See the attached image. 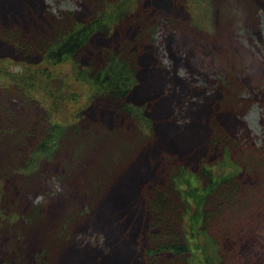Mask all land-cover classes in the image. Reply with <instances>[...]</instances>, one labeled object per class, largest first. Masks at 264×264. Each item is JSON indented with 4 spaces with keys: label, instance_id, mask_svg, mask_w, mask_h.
<instances>
[{
    "label": "trees",
    "instance_id": "1",
    "mask_svg": "<svg viewBox=\"0 0 264 264\" xmlns=\"http://www.w3.org/2000/svg\"><path fill=\"white\" fill-rule=\"evenodd\" d=\"M84 1L91 8L86 14L76 10L52 14L43 0L42 11L30 0L26 3L0 0V39L18 52L39 55L33 63H16L19 65L16 71L11 68L12 60H24L0 57V264H29L24 226L45 219L38 210L22 209L23 201H28L24 186L30 187L32 183L37 188L35 193L48 196L47 201L58 200L68 206L66 219L53 223L49 231V237L55 240L35 252V264H138L124 256L129 248L125 235L134 225L135 213L128 207L134 185L124 184L122 179L133 175L139 180L141 169L132 162L120 172L136 153L130 151L127 155L123 150L124 137L130 134L128 126L152 135V122L144 115L145 105L129 100L138 85L139 54L133 48L153 44L162 19L158 12L140 7L144 0ZM183 1L189 6L193 22L201 18L195 15L196 8L202 12L203 8L215 9L212 0ZM261 5L264 8V0ZM210 25L196 22L202 33L216 30L212 22ZM87 52L89 55L83 62ZM62 66H69L70 72L56 73ZM237 83L238 78L232 76L220 81L225 94L224 109L230 107L226 99L232 96ZM79 85L87 90L84 108L96 105L105 114L112 113L117 125L127 127L119 144L112 143L117 141L118 134H123L117 132L121 127L108 131L98 119L91 121L79 102L80 90L76 89ZM27 98L34 102L42 98L46 109L43 112L39 108L33 112L22 109L19 104ZM220 111L217 108L214 115ZM215 130L211 146H206L209 152L194 169L188 164L174 165V157H167L164 167L169 170L165 171L162 184L143 186L137 203H133L138 223L142 221L143 207L151 214L147 241L140 249L143 264H239L237 246L252 234L241 229L237 237L235 228L227 229L222 222L216 226L212 220L228 206H234L231 204L234 195L257 193L258 187L264 185V165L248 168L242 164L233 168L236 163L230 158L227 140L218 127ZM88 158L92 162L86 167ZM161 159H165V154ZM95 164L102 168L97 176L91 173ZM85 169L89 180L81 176ZM252 172L258 180L246 185L241 175L249 176ZM117 176L121 177L119 183L111 186ZM43 177L52 178L56 187L46 190ZM74 188L80 201L70 206L68 190ZM109 189L112 190L105 206L99 209L97 205ZM95 202L97 205L93 207ZM112 210L117 218L112 225L115 236L110 250L107 247L110 236L105 232ZM78 220H87V225L92 222V228L101 231L106 242L76 245L61 258L58 249L65 237L71 239L67 230Z\"/></svg>",
    "mask_w": 264,
    "mask_h": 264
},
{
    "label": "rangeland",
    "instance_id": "2",
    "mask_svg": "<svg viewBox=\"0 0 264 264\" xmlns=\"http://www.w3.org/2000/svg\"><path fill=\"white\" fill-rule=\"evenodd\" d=\"M22 1L26 3L28 0ZM30 1L34 2L38 11H42L41 0ZM148 1L149 5H147ZM43 2L46 9H50L49 12L52 14H58L63 10L82 11L86 14L91 9L84 0H43ZM229 2L232 3L233 10L226 11L228 15L232 12L231 18L229 17L227 22L232 24H225L219 0H212V4H215L213 11L210 8H203L202 12L199 7L196 8L195 15L197 18L201 17L198 18L200 23L210 26L207 19L211 16L210 21L221 27L219 37H207L202 32L195 34L199 30L198 26L192 24L189 6L183 0H144L140 5L144 9L158 12L162 22L156 29L153 44L136 45L133 48L139 54L138 85L131 91L129 100L146 105V110L152 120V140L143 139L142 141L141 132L135 134L133 127L129 126V132L133 134L134 139L130 135L124 137L123 150L127 152V155L130 151L134 152L137 149L136 144L140 146L129 162L122 166L120 174L132 162L141 169V177L139 182L133 186L128 206L129 211L132 214L135 213V221L125 235L129 242L128 251L124 255L127 261L134 260L138 264H143V253L141 261L140 249L147 241V224L151 219V214L143 207L140 210L142 221L138 223L133 203H137L136 200L139 198L143 186L145 187L147 184L160 185L164 181L166 168L161 159L163 153L167 157H174V165L188 163L191 168H194L197 159L204 153L211 137L215 134L216 126L219 133L227 140L231 156L237 160L235 162L241 165L245 164L248 168L255 166L254 163L264 165V155L260 152L261 144L264 145V8L261 5V0H237L236 4L232 0ZM81 3L84 6H81ZM253 5L256 6V11L249 12L247 6ZM135 31L136 29H133V34ZM129 36L132 37V34L130 33ZM88 55L89 52L82 57L83 62L86 61ZM4 56L24 60L23 62L12 60L11 68L15 71L19 69V65L16 63L23 65L33 63L39 57L38 54L18 52L0 39V57ZM156 61L162 62L163 67H157ZM68 72H70L69 66H62L56 71L60 74ZM226 74L236 75L238 83L234 86L232 96L226 99L230 107L224 109L225 94L218 81H221ZM147 80L157 81L159 86L144 92ZM76 89L80 90L79 102L91 121L98 119L99 122L104 123L103 127L108 131L121 127L117 132L123 134H118L117 141L112 143L119 144L122 136L127 132V127L117 125L112 113L105 114L104 110L98 109L96 105L84 108L87 90L81 85ZM236 93H241V98L235 97ZM164 102L168 107L162 113V103ZM238 103H242L243 107L235 111L233 107ZM19 105L22 109H30L32 112L37 108L42 112L46 109L42 98L35 102L27 98ZM217 108H220L221 111L215 116L214 112ZM170 115H172L171 118ZM60 118L62 119V117ZM165 129L174 134V137L182 138L184 136L188 142L178 144L172 140L170 144H165L163 142L165 133L163 130L165 131ZM190 129L193 130L192 134L187 132ZM241 134L253 137L252 147L248 151L242 141ZM117 148L119 149L118 146ZM127 155L123 162L127 159ZM91 162L92 158L86 159V167ZM101 169L99 164H95L91 173L95 172L97 176ZM42 174L43 172L39 173V175ZM81 176L90 179L86 169L81 171ZM241 177L247 182L246 185H252L256 181L254 172L249 176L242 174ZM120 178L117 176L111 186H117ZM41 181L46 190H52L55 187L52 178L43 177ZM25 183L27 180H24ZM24 189L28 192V201H23L25 205L22 206V209L25 211L38 210L44 214L45 218L24 226L26 255L29 264H33L35 252L43 248L45 243L55 240L49 237V231L53 223H57L61 218L66 219L68 206L58 200L47 201L48 196L35 193L37 188L33 183L30 187L24 186ZM111 190L106 191L98 205L97 202L93 203V207L97 205L99 209L103 210ZM79 198L80 194L77 189L68 190L70 206L78 205ZM244 198L245 194H242L239 202L242 203ZM40 201L43 203L39 204ZM38 205L41 206L38 207ZM140 208H142L141 205ZM261 208L264 209V185L258 187L255 200H250L246 203L244 211H238L235 214L237 217H246L247 215L248 218L253 219L259 225L263 235V238L248 237L238 244L236 256L239 264H264V211ZM116 218L117 215H113L112 210L107 219V232L104 231L110 236L107 243L110 250L114 247L115 230L112 225L116 224ZM92 225V222L87 225V220L84 222L78 220L71 228H68L66 234H71L72 237L70 240L64 238V243L58 249V255L62 258L68 249L79 244L90 246L105 244L106 240H104L102 232L94 231ZM229 245L226 243L227 248ZM229 262L232 263V260L230 259Z\"/></svg>",
    "mask_w": 264,
    "mask_h": 264
},
{
    "label": "bare ground",
    "instance_id": "3",
    "mask_svg": "<svg viewBox=\"0 0 264 264\" xmlns=\"http://www.w3.org/2000/svg\"><path fill=\"white\" fill-rule=\"evenodd\" d=\"M157 85H158V83L157 82H155V81H151L150 83H149V86L147 87V89H155L156 87H157ZM164 106H166V103H164ZM169 134H167V133H165V136H164V140L166 139V140H173V136L172 135H169ZM180 141H181V139H180ZM136 179H137V181H136ZM122 182L124 183V184H127V185H134L135 184V182H139V180H138V178H137V176H133V175H128V176H126L124 179H122Z\"/></svg>",
    "mask_w": 264,
    "mask_h": 264
}]
</instances>
